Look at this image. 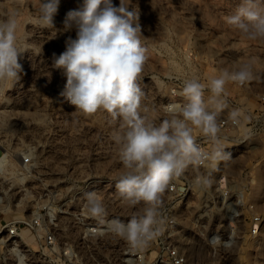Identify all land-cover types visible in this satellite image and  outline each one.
Returning <instances> with one entry per match:
<instances>
[{"label": "rangeland", "instance_id": "374dc122", "mask_svg": "<svg viewBox=\"0 0 264 264\" xmlns=\"http://www.w3.org/2000/svg\"><path fill=\"white\" fill-rule=\"evenodd\" d=\"M82 3L83 0H60L54 17L55 34L37 24L39 0H0V19L14 9L19 11L18 37L21 46H27L20 61L24 69L22 79L0 85V161L4 162L0 168V195L18 191L13 205L21 201L11 208V214H1V220L21 215V207L25 205V211H30L35 202L46 199L47 192L54 193L63 179L79 175L82 160H90L87 169L104 176L118 178L124 170L113 139L119 122H112L103 110L91 115L77 111L60 95L66 78L52 65V54L60 55L68 37L76 38L75 27L64 31V21L67 13ZM113 3L118 6L120 0ZM129 3V10H138L143 42L148 49L139 83L145 93L142 105L151 119L160 122L165 118L164 107L175 83L197 77L207 87L209 79L222 68L250 58L256 60L257 78L244 92L227 84L226 95L245 98L246 109L258 112L254 100L257 95H264V41L245 40L225 21L240 0H129ZM205 94H209L207 89ZM258 116L261 130L235 151L229 167L237 186L247 187L250 195L260 169L264 175V112ZM247 121L248 118L244 120ZM27 155L31 164L24 165L22 159ZM261 184L262 194L251 199L264 208V176ZM142 207L141 204L121 208L126 215ZM241 248L245 261L236 264H258L259 257L264 262V233L256 245L246 243Z\"/></svg>", "mask_w": 264, "mask_h": 264}, {"label": "clouds", "instance_id": "9594fccd", "mask_svg": "<svg viewBox=\"0 0 264 264\" xmlns=\"http://www.w3.org/2000/svg\"><path fill=\"white\" fill-rule=\"evenodd\" d=\"M60 0H39L35 19L41 28L56 34L54 17ZM129 0H83L78 9L70 10L64 31L73 27L76 38L68 37L65 51L52 54V65L62 72L66 83L60 95L82 114L105 111L112 122H119L113 139L123 172L117 178L119 197L130 208L143 207L125 222L107 219L102 198L96 192L85 193L84 207L106 232L124 240L133 250H144L161 234L163 206L161 195L170 181L181 177L190 167L204 166L215 170L220 161L231 159L221 141L225 121L240 125L246 120L240 109L231 108L226 95L229 82L245 86L257 78L255 58L222 68L206 86L199 78L183 82L176 93L182 103L168 107L160 122L151 119L142 105L145 96L139 80L148 59L144 35L136 8ZM19 11L5 13L0 19V85L22 79L20 62L27 46L18 37ZM226 23L245 40L264 41V0H240ZM197 131L207 137L208 150L197 143ZM196 183L210 186L211 171ZM20 264L26 257L15 250Z\"/></svg>", "mask_w": 264, "mask_h": 264}, {"label": "built area", "instance_id": "2783aa9c", "mask_svg": "<svg viewBox=\"0 0 264 264\" xmlns=\"http://www.w3.org/2000/svg\"><path fill=\"white\" fill-rule=\"evenodd\" d=\"M228 85L244 92L249 84L240 86L229 82ZM182 86L183 82L173 85L164 107L165 117L170 105L182 103L176 94ZM227 99L231 108L240 109L248 118L237 126L227 120V112L222 114L225 123L220 136L231 159L220 161L215 170L190 167L181 177L170 181L161 195L162 231L149 247L139 251L131 249L88 214L84 204L85 193L89 192H96L102 198L109 220L119 218L127 222L133 212L125 215L122 211L126 203L117 193V178L91 172L87 169L90 160H82L79 175L63 179L54 193L47 192L46 199L35 202L30 211H25V205L21 207V215L0 219V264H20L17 249L26 257L24 264H236L245 261L241 246L256 245L260 241L264 233V208L248 199L247 187L237 186L229 167L235 151L254 132L261 130L258 113L264 112V95H257L254 100L258 112L246 109L245 98L227 95ZM196 139L206 150L212 147L208 138L198 131ZM68 158L72 163V155ZM22 162L31 164V157H23ZM2 165L4 162L0 161V168ZM209 171L211 185H198L197 179ZM17 192L0 195V215L13 212L11 208L17 205V202L13 205V198L20 194Z\"/></svg>", "mask_w": 264, "mask_h": 264}, {"label": "bare ground", "instance_id": "6f19581e", "mask_svg": "<svg viewBox=\"0 0 264 264\" xmlns=\"http://www.w3.org/2000/svg\"><path fill=\"white\" fill-rule=\"evenodd\" d=\"M237 63V62H236ZM263 170L262 169H260L259 170V172L257 173V176H256V178H257V184H256V186H255V182H254V184L252 185V190H251V195L248 193V199H250L251 201H253V199H256V198H259V196L262 194V181H263ZM253 190H255L254 192H253ZM251 197L253 198V199H251ZM21 202V201H20ZM19 202V203H20ZM253 202H255V201H253ZM19 203L17 204L18 206H19ZM257 203V202H256ZM258 204V203H257ZM258 206H259V208H262L259 204H258ZM191 248V247H190ZM260 252V253H259ZM262 250L260 251H258V253L260 254V255H262ZM263 257V256H262ZM260 258V257H259ZM258 258V264H263L264 262L262 261L263 259L261 258V261L262 262H260V259ZM256 259H257V257H256ZM257 262V261H256Z\"/></svg>", "mask_w": 264, "mask_h": 264}]
</instances>
